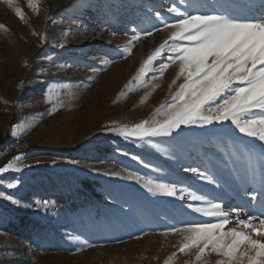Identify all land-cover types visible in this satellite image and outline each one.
Returning a JSON list of instances; mask_svg holds the SVG:
<instances>
[{
	"label": "rangeland",
	"instance_id": "obj_1",
	"mask_svg": "<svg viewBox=\"0 0 264 264\" xmlns=\"http://www.w3.org/2000/svg\"><path fill=\"white\" fill-rule=\"evenodd\" d=\"M245 1L33 0L34 11L28 0H0V167L12 161L20 168L0 173V191L16 201L0 198V264H216L221 258L215 253L200 261L195 249L179 253L182 237L171 231L216 218L193 212L187 198L149 193L143 187L148 179L187 186L233 218L261 217L264 146L230 122L182 125L170 136L119 135L152 120L182 82L169 88L175 65L160 76L167 52L133 81L170 35L164 23L183 18L168 9L237 18L264 13V0ZM97 148L113 153L103 156ZM193 167L216 183L186 171ZM86 180L101 187L92 190ZM69 187L89 193L74 212L46 196ZM229 208L242 213L237 217ZM13 214L49 228L21 238L4 229Z\"/></svg>",
	"mask_w": 264,
	"mask_h": 264
},
{
	"label": "snow or ice",
	"instance_id": "obj_2",
	"mask_svg": "<svg viewBox=\"0 0 264 264\" xmlns=\"http://www.w3.org/2000/svg\"><path fill=\"white\" fill-rule=\"evenodd\" d=\"M28 4L38 11L33 0H28ZM15 11L18 17L23 18L19 8ZM168 11L183 18L172 24L164 23V29L170 35L147 56L133 81L144 76L149 66L167 52V62L161 64L159 74L163 76L170 65H175L177 71L169 88L178 80L182 82L170 99L156 110L152 120H141L120 130L119 135L140 139L170 136L182 125L230 122L240 133L258 139L264 146V13L253 18L214 13L189 14L175 5ZM157 18H161L160 13H157ZM138 38L133 36L132 40ZM13 132L16 133L15 128ZM8 169L20 171L9 161L0 167V173ZM186 171L199 179L216 183L214 175L202 172L198 167ZM261 180L264 184V176ZM7 187L14 188L16 184L9 183ZM143 187L153 195H178L180 200L187 198L192 202L187 207L193 212L216 218L214 223H187L182 228L171 229L182 237L179 253L195 249L197 261L209 252L215 253L221 258L216 264H264V212L261 217L250 215L247 219L231 221L221 203H214L187 186L178 187L177 183L148 179ZM0 198L16 202L3 191H0ZM43 203L47 206L48 201ZM231 212L239 217L242 209L232 208ZM176 255L177 252L171 254L172 257ZM164 264H171V259Z\"/></svg>",
	"mask_w": 264,
	"mask_h": 264
},
{
	"label": "trees",
	"instance_id": "obj_3",
	"mask_svg": "<svg viewBox=\"0 0 264 264\" xmlns=\"http://www.w3.org/2000/svg\"><path fill=\"white\" fill-rule=\"evenodd\" d=\"M96 151H99V153L103 156L108 155L109 153H113L110 148H106V149L97 148ZM86 184H88L92 190H94L95 188L101 187L100 183L97 182L96 180H86ZM67 190H68L67 193L63 192L61 194L49 193L47 191L46 193L48 195L46 194V196L47 197H50V196L54 197L58 203L63 204V202H65L64 205L66 206V209L70 212H74L84 205V202H81V201L85 197H89V193L85 189L79 188V187H75V188L69 187ZM95 193L98 194V191H95ZM85 203L87 204V202H85ZM89 205H90V207H95V204H93V203H89ZM96 211H98V210H96ZM36 228L38 230L48 229L49 224L37 223L35 221H32L31 218H29L26 215L13 214L12 219L9 220L4 225L5 231L19 235V236H21V238H24V239H27V237H29V235L31 233L35 232Z\"/></svg>",
	"mask_w": 264,
	"mask_h": 264
},
{
	"label": "bare ground",
	"instance_id": "obj_4",
	"mask_svg": "<svg viewBox=\"0 0 264 264\" xmlns=\"http://www.w3.org/2000/svg\"><path fill=\"white\" fill-rule=\"evenodd\" d=\"M239 2H241L242 4H244V3H246L247 1H245V0H239ZM247 6V5H246ZM251 11V10H250ZM246 13V12H245ZM250 15V14H249ZM248 15V16H249ZM228 183L230 184V185H232L233 186V190L234 191H237V192H239V194H242V192L239 190V185H238V183L235 181V180H232V179H229L228 180ZM251 193H253V192H250L249 191V193L248 194H251ZM229 209H232V208H229ZM230 212V211H229ZM228 212V213H229ZM234 216V215H233ZM229 218H230V220L231 221H233V219H236V218H233V217H231V215H229Z\"/></svg>",
	"mask_w": 264,
	"mask_h": 264
}]
</instances>
